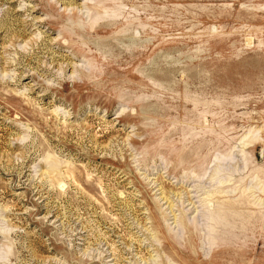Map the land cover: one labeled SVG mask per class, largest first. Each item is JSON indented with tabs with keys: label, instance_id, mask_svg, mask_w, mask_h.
<instances>
[{
	"label": "rangeland",
	"instance_id": "rangeland-1",
	"mask_svg": "<svg viewBox=\"0 0 264 264\" xmlns=\"http://www.w3.org/2000/svg\"><path fill=\"white\" fill-rule=\"evenodd\" d=\"M0 264H264V0H0Z\"/></svg>",
	"mask_w": 264,
	"mask_h": 264
},
{
	"label": "bare ground",
	"instance_id": "bare-ground-1",
	"mask_svg": "<svg viewBox=\"0 0 264 264\" xmlns=\"http://www.w3.org/2000/svg\"><path fill=\"white\" fill-rule=\"evenodd\" d=\"M213 216V219L212 220H210V217L208 218L209 219V221H212V227H213V229H214V227L216 226V224H217V222H215L216 220V217H217V215L216 214H213L212 215ZM221 217V216H220ZM219 218V217H218ZM219 220V219H218ZM224 219L223 218H220V221L222 222ZM214 222V223H213ZM121 262V261H120Z\"/></svg>",
	"mask_w": 264,
	"mask_h": 264
}]
</instances>
